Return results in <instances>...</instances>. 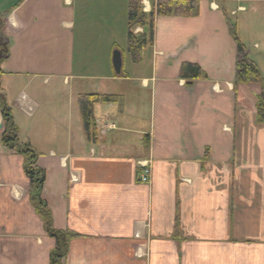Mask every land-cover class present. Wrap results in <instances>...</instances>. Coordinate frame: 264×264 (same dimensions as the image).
<instances>
[{
    "label": "crops",
    "instance_id": "obj_1",
    "mask_svg": "<svg viewBox=\"0 0 264 264\" xmlns=\"http://www.w3.org/2000/svg\"><path fill=\"white\" fill-rule=\"evenodd\" d=\"M126 2L0 0V86L19 144L45 173L54 228L76 235L65 264H264L260 87L235 93L230 35L234 24L264 76V1L199 0L197 17L156 18L154 44L133 63L143 70L117 75L112 58L113 73L76 70L88 29L105 22L110 41L116 22L128 30ZM184 63L205 76L181 79ZM88 81L120 98L94 107L95 144L78 108ZM106 122L116 129L102 132ZM0 126V264H49L55 241L32 202L26 157L1 143V105ZM145 161L148 184L137 181Z\"/></svg>",
    "mask_w": 264,
    "mask_h": 264
},
{
    "label": "trees",
    "instance_id": "obj_2",
    "mask_svg": "<svg viewBox=\"0 0 264 264\" xmlns=\"http://www.w3.org/2000/svg\"><path fill=\"white\" fill-rule=\"evenodd\" d=\"M142 0H129L127 21L128 30L126 35V50L132 63L139 64L142 61V52L154 44L155 20L159 17L191 18L199 15V0H156L150 12L143 10ZM264 1V0H260ZM3 22L0 18V54L4 59L8 54V46L2 32ZM141 28L142 32L135 34L134 30ZM230 35L236 47L234 91L237 93L239 87L257 85L260 93L257 97L256 119L259 124L264 125V76L257 64L249 57L248 48L238 39L236 26L230 27ZM0 59V62H1ZM1 76V70H0ZM205 76L198 65L184 63L180 67L179 77L193 82ZM120 102L117 95L86 94L81 95L78 100V108L82 127L88 143L97 142V124L94 117V107L98 104L112 105ZM1 114L6 127L2 135L1 143L10 150H16L27 159L25 173L30 181L32 191V202L40 215L46 233L55 241L54 249L50 253L49 264H65L69 253L70 241L76 235L56 230L53 226V218L48 205L42 198V190L45 183V173L36 166L38 155L29 144H19L18 131L13 122L11 108L6 104L0 86ZM176 234L179 230V219L176 217Z\"/></svg>",
    "mask_w": 264,
    "mask_h": 264
},
{
    "label": "rangeland",
    "instance_id": "obj_3",
    "mask_svg": "<svg viewBox=\"0 0 264 264\" xmlns=\"http://www.w3.org/2000/svg\"><path fill=\"white\" fill-rule=\"evenodd\" d=\"M125 1L126 0H124V2ZM148 1L151 4L153 3L152 2L153 0H148ZM121 3H122V0H121ZM127 4L128 2H126V5ZM126 5L125 7L128 10V7ZM255 5H258V4H255ZM261 12L263 13V17L261 16L260 17L264 19V11H261ZM91 17H93V15H91L90 18ZM90 23L92 22H85L82 24H88L89 26ZM97 25H98V30H91V29L87 30L86 38L85 36L83 37L85 38L83 41V45H82V40L76 41V51H75V64H76L75 69L76 70L84 67V70H82V72L89 74V75L90 74L99 75V74L113 73L109 60H111V58L113 57V54L116 51L121 53L122 63H123V72L130 73L134 70L135 71L143 70V67L135 66L132 63L129 54L127 53V50H126L127 31L125 32V29L123 28L122 24H119L116 22V25H114V34H115L114 41H110V40H113L111 37V31L106 29L107 27L105 26L106 25L105 22L99 21ZM119 28L122 30L120 31ZM88 83L89 84L86 85V88L84 91L85 94H102L103 95V93H101L100 91L108 90L104 88L101 89L100 87L96 88L93 81H88ZM97 86H100V84H97Z\"/></svg>",
    "mask_w": 264,
    "mask_h": 264
},
{
    "label": "water",
    "instance_id": "obj_4",
    "mask_svg": "<svg viewBox=\"0 0 264 264\" xmlns=\"http://www.w3.org/2000/svg\"><path fill=\"white\" fill-rule=\"evenodd\" d=\"M112 64H113L115 73L117 75H120L122 72V57H121V53H119L118 51H116L113 54ZM0 129H2V126H0Z\"/></svg>",
    "mask_w": 264,
    "mask_h": 264
},
{
    "label": "built area",
    "instance_id": "obj_5",
    "mask_svg": "<svg viewBox=\"0 0 264 264\" xmlns=\"http://www.w3.org/2000/svg\"><path fill=\"white\" fill-rule=\"evenodd\" d=\"M114 126H109V128H113ZM139 180L142 183H147L150 180V171L146 169L142 175H140Z\"/></svg>",
    "mask_w": 264,
    "mask_h": 264
}]
</instances>
